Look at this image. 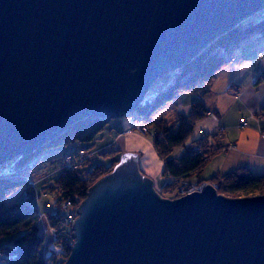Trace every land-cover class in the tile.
<instances>
[{
	"label": "water",
	"instance_id": "1",
	"mask_svg": "<svg viewBox=\"0 0 264 264\" xmlns=\"http://www.w3.org/2000/svg\"><path fill=\"white\" fill-rule=\"evenodd\" d=\"M264 0H0V165L122 117ZM89 187L65 264H264V195L165 198L124 153Z\"/></svg>",
	"mask_w": 264,
	"mask_h": 264
},
{
	"label": "trees",
	"instance_id": "2",
	"mask_svg": "<svg viewBox=\"0 0 264 264\" xmlns=\"http://www.w3.org/2000/svg\"><path fill=\"white\" fill-rule=\"evenodd\" d=\"M262 12L263 14L260 12L239 21L236 26L207 43L190 61L156 79L150 89L154 92L151 93L149 90L142 103L133 112L128 113L154 130L152 143L165 165L163 176L175 179L168 180L163 193L179 190L185 180L198 173L222 150L210 142L216 135L209 134L191 141L190 148L188 147L189 149L177 160L170 157L177 147L186 144L198 119L208 115L209 110L203 99L210 92V86L217 73L234 60L237 47L249 37L264 36V10ZM186 92H197L199 98L192 103L191 112L187 116L178 115L176 129L172 132L168 123L153 116L166 103ZM255 117H264V107ZM111 120L110 117L104 116L86 117L70 125L35 151L19 155L0 165V238L13 236L11 242L0 249L4 264H65L70 256V247L63 246L60 238V234L67 229L63 223L65 214L59 211L52 213L45 211L48 224L55 234L50 243L47 235L41 231L42 217L39 207L32 202L37 193L28 185L24 170L40 164L41 158L34 161L39 154L50 150L60 151L61 147L71 143L90 149L89 145L108 127ZM113 167L114 164L105 163L91 165L87 160L82 163L80 169L61 170L51 177L53 182L49 183L47 189L49 192L56 189L58 198L63 196L65 200L71 201L73 208L74 206L76 208L83 202L89 187L110 173ZM206 181L217 184L220 195L231 197L264 195V175L254 174L244 167L215 175ZM19 188H24L26 193L24 199L8 204L9 196ZM163 193H160L162 197ZM58 198L55 201L56 205Z\"/></svg>",
	"mask_w": 264,
	"mask_h": 264
},
{
	"label": "crops",
	"instance_id": "3",
	"mask_svg": "<svg viewBox=\"0 0 264 264\" xmlns=\"http://www.w3.org/2000/svg\"><path fill=\"white\" fill-rule=\"evenodd\" d=\"M261 51L264 52V36L247 38L237 47L234 60L215 76L210 92L203 99L209 110L208 115L198 119L194 126V134L186 145L177 147L170 157L177 160L191 145V141L209 134L216 135L215 139L210 142L222 150L213 156L198 173L189 177L185 183H199L200 180L211 179L215 175L226 174L242 167L254 174L264 175V117H255L264 107V55H259ZM198 98L197 92L179 94L177 98L156 111L153 117L163 119L168 123L165 120L166 113L161 116L157 115L161 113L160 111L170 108L175 125L178 115L187 116L191 112L192 103ZM243 119L248 122L247 126L242 125ZM136 121L128 114L113 118L108 127L89 145L90 149H87L89 164L105 163L115 166L122 160L124 153L137 154V166L140 172L152 180V186L157 193H162L169 180L163 176L165 165L152 143V138L143 136L137 131ZM70 148V150H67L69 149L67 147L60 151L50 150L43 155L41 157L43 161L40 164L52 163L51 167L46 168L45 171L35 174L36 170L41 167L39 164L35 168H29L32 169L31 171L24 173L27 179L36 182L34 191L37 193L36 205L40 212L45 213L49 209L46 208L47 198L45 196L49 193L47 189L49 183L45 185V180L49 179L47 176L61 166L64 153L81 147L75 143ZM25 194L24 188H19L11 194L12 201L23 200ZM41 201L43 206L40 204ZM46 215L45 213V217ZM44 218L42 217L41 222L47 228L50 225H47L48 219L46 222ZM45 233L49 235L47 229ZM11 240L6 239L1 242H5L4 245H6Z\"/></svg>",
	"mask_w": 264,
	"mask_h": 264
},
{
	"label": "built area",
	"instance_id": "4",
	"mask_svg": "<svg viewBox=\"0 0 264 264\" xmlns=\"http://www.w3.org/2000/svg\"><path fill=\"white\" fill-rule=\"evenodd\" d=\"M261 14H263V12L261 11ZM260 56L264 55V52H259ZM242 125L247 126L248 122L243 119L242 120ZM136 129L137 131L141 134H146L149 137H153L154 134V130L151 129L147 124L143 123L140 120L136 121ZM89 155H88V151L85 148H79L76 149L74 151H71L69 153H64L62 156V164L60 167L56 168L55 171L51 172V174H49L47 176V179L51 178L54 175H57L58 173L61 172V170H72V169H80L82 168V163L84 161L89 160ZM169 179L171 181H175L174 178H170ZM186 181V180H185ZM185 181L182 183L181 187L179 188V197L183 196V195H187L190 194L192 192H201V190H203L207 185L208 182H200V183H193V184H188L185 183ZM28 185L32 186L33 188L36 185V182L32 181L31 179H27ZM210 185H213V187L217 190L218 189V185L211 183ZM89 191V190H88ZM49 206V205H48ZM58 206L61 209H73V205L71 203V201H67L63 198V196L58 198ZM78 207H76L77 210ZM76 210L73 212V210L71 212H67V214H65L64 218H63V223L65 224V226L67 227V229L64 231V233L60 234V238H61V243L63 244V246H69L70 249H72L71 247H73L74 242H75V238L73 237L74 233H73V225H74V221L75 219L78 217V212H76ZM41 213V217H43V212ZM69 228V229H68Z\"/></svg>",
	"mask_w": 264,
	"mask_h": 264
},
{
	"label": "rangeland",
	"instance_id": "5",
	"mask_svg": "<svg viewBox=\"0 0 264 264\" xmlns=\"http://www.w3.org/2000/svg\"><path fill=\"white\" fill-rule=\"evenodd\" d=\"M159 81H161V80H159ZM150 92L151 93H153L154 91L153 90H150ZM175 98H177V96L175 97ZM174 100V99H173ZM167 104V103H166ZM162 109V108H161ZM160 110V109H159ZM159 110H157V111H159ZM161 113H159L157 116H161V115H165V113L167 114V117H165V120H167V122L168 123H170V128H171V131L172 132H174L175 131V129H176V126H177V118H176V120H175V122H176V124L174 125V122H173V117H172V113L170 112V108H167V110H165V111H160ZM185 116V115H184ZM195 128V127H194ZM193 133L191 134V136L194 134V129H193V131H192ZM142 134V133H141ZM143 136H145L146 134H142ZM146 136H148V135H146ZM191 136L188 138V140L191 138ZM188 140L185 142V143H187L188 142ZM72 144H75V143H71L70 145H68V146H64V147H61V149H63V148H65V147H67V148H69V149H67V150H70L71 148V145ZM186 145V144H185ZM184 145V146H185ZM70 146V147H69ZM184 146H182V147H184ZM190 148V147H189ZM188 148V149H189ZM195 149H196V147H195ZM54 151V150H53ZM49 151H47V152H44V153H41V154H39V156H37V157H35V159H34V161H36V160H38L39 158H41L43 155H45L46 153H48ZM43 161V160H42ZM45 164V165H44ZM44 164H40V169L39 170H36L37 172H35V174H38V172L39 171H45L46 170V168H50L51 167V165H52V163L50 162V163H44ZM43 165V166H42ZM32 169H27V170H24V173H26V172H29V171H31ZM35 170L33 169V172H34ZM53 177V176H52ZM55 178V177H54ZM51 179V180H50ZM50 179H48V180H45L46 182H45V185H48V183H50V184H52V182H53V178H50ZM208 180V179H207ZM200 182H208V181H206V180H200ZM199 182V183H200ZM211 183H214V182H208V185H210ZM215 184V183H214ZM211 186V185H210ZM213 186V185H212ZM30 187H32V186H30ZM217 191V193H218V190H216ZM163 193V192H162ZM58 191L55 189V190H51V192H49V193H46V198H47V205H46V208H49L48 210H46V211H48V212H50V213H52V212H56V211H59V213H62V214H67V212H71L72 210H73V212L76 210V208H75V206H74V208L72 209V208H70V209H61L59 206H58V204L56 205V200H57V198H58ZM224 195V194H223ZM256 195H259V194H256ZM48 196V197H47ZM225 196H227V197H230V198H233V197H231V196H228V195H225ZM163 197H165V198H167V199H169V198H172V199H175V197H179V190L178 189H176L174 192H169V193H167V194H165V193H163ZM236 197V196H235ZM238 197H242V198H244V195L243 196H238ZM12 201V195H11V197H9L8 198V200H7V203L9 204L10 202ZM32 202L33 203H35V204H37L36 202H37V200H36V197L32 200ZM40 204L43 206V203H42V201L40 202ZM49 205V206H48ZM45 217V213H43V218ZM45 219V221L47 222V215H46V217L44 218ZM40 224H41V231L42 232H44L45 233V229H47V232H48V234L49 235H47V238H48V240H49V242L51 243L52 242V240H53V238H54V236H55V234H54V231L50 228V226L48 227L47 226V228H45V226H44V224H42V222H40ZM47 224V223H46ZM47 225H49V224H47ZM69 229V228H68ZM46 234V233H45ZM13 238V236H11V237H2V238H0V249H1V247H4L5 245H4V243L5 242H1V241H5L6 239H12ZM52 245V244H51ZM54 246V245H53ZM72 248V247H71ZM70 252H71V249H70ZM69 252V253H70ZM68 259V258H67ZM5 263V261H3V259H2V255H0V264H4Z\"/></svg>",
	"mask_w": 264,
	"mask_h": 264
}]
</instances>
